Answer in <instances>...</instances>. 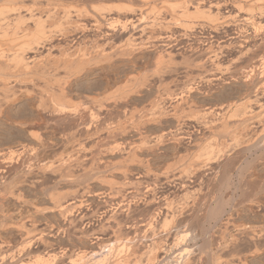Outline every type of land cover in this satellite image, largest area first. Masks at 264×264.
<instances>
[{"label": "rangeland", "instance_id": "374dc122", "mask_svg": "<svg viewBox=\"0 0 264 264\" xmlns=\"http://www.w3.org/2000/svg\"><path fill=\"white\" fill-rule=\"evenodd\" d=\"M140 1L59 2L76 25L114 18L79 49L117 55L116 68L103 61L72 80L77 116L27 118L21 91L7 110L11 121L0 118V264H264V41L252 40L264 34V0ZM197 4L221 20L181 15L180 7L191 13ZM68 35L54 36L56 56L77 51ZM182 93L184 101L167 100ZM219 94L230 97L222 103ZM107 95L96 114L86 98ZM240 103L245 111L232 116ZM206 116L209 131L193 146L154 143ZM222 123L230 130L215 136Z\"/></svg>", "mask_w": 264, "mask_h": 264}, {"label": "bare ground", "instance_id": "6f19581e", "mask_svg": "<svg viewBox=\"0 0 264 264\" xmlns=\"http://www.w3.org/2000/svg\"><path fill=\"white\" fill-rule=\"evenodd\" d=\"M35 1L36 0H33L31 2V4H28V3H26V0H3V4H0V118H3V119H5L4 121H8V122H10L11 119H10V116H9V113L7 110L9 108H11L12 103H14L15 101H17L19 99V94L22 93L21 91H23L25 94L24 96H26L28 98V100L26 99V101H27L26 106L27 107L25 106L26 108L25 107L24 108L27 110L28 107L30 106L29 110H28L29 112L26 113L27 115L24 114L27 118L28 117L32 118L31 116H33V114L36 112H37V115H39V116L40 115L57 116V115H61V114H66V115L69 114V116H71L70 114H73L74 116H77L78 115L77 109H79V107L76 109V106L74 105L75 103L72 102L73 91L70 90L72 80L74 78H76V79L77 78H82V79L85 78L86 76H88L89 72H91V70H92L91 67L95 68L98 65V63H100V62H103V61L110 62L111 68L115 67V63L117 62V61H113V60H115L116 57H118L117 55H111V56H106V57L99 55L104 60H98L101 58L98 56L95 57V56L89 55L90 53H86L85 51H83L82 48L79 49V47L84 45V43L88 40L87 35H90V33H92L93 31H96L97 33L102 34L101 33L102 28H103L102 26L106 23H107L108 27L113 26L114 23H111L112 24L111 25L110 23L108 24V21H112L114 18L99 15L98 17L94 16L93 21L90 24L84 25V23H83V25H82L81 23H78L76 25V22L74 23L71 19V16L69 14L70 12L67 10L68 8L67 9L64 8L63 6L60 5L62 3H59L61 1L64 2V0H59V1L58 0H44V2L41 4L36 3ZM154 1H157V0H142V2L146 5H148L149 3L154 2ZM142 2L140 1V3H142ZM218 7L219 6L217 5V8H216L217 11L219 10ZM173 8L176 9L177 7L175 6ZM180 8L183 9L181 15H183L185 17L204 18L212 24L217 23L219 20H221L217 16V15H219L218 12L216 13V15L212 16L210 12L201 11V8L198 7V4H197V6H195L193 8V11L191 13H190L188 7L184 6V7H180ZM127 9L129 10L128 11L129 14L131 15V13H133L132 10H130L129 8H126V11H127ZM237 9L239 11L242 10V8L240 6L237 7ZM116 10H117L116 12L121 11L118 8H116ZM110 13H111V11H110ZM78 16L76 15L75 17L77 18ZM81 18H83V17H81ZM77 19H79V18H77ZM206 20H205V22H207ZM70 28H72V31L74 29L77 32V33H75V31H73V33H75V35H73L72 37H71V34H73V33H70V36L68 35L69 33H67V31L70 30ZM133 28L136 30L138 27L133 26ZM194 28L195 27L190 26V27H187L185 31L193 32ZM139 32H140V34H143L145 32V28L144 27L140 28ZM93 34H94V32H93ZM103 34H105V33L103 32ZM254 34L255 35L252 38L253 42L256 41L257 39H259L260 41H264V34H263V37L261 36L262 38H259V32L255 31ZM55 35L61 36V39H62V37L65 38L66 35H68L69 36V37H67L68 40L71 37L70 40H71L72 44H75L78 47V49H76L77 51L73 50V51H75L74 53H73V51H72V53L71 52L68 53V50L63 49V52L59 54L60 57L58 55L56 56L53 52L57 50L59 53L60 49L58 50L59 46L57 47V45L53 44V38ZM99 35H96V36L93 35V37H95V39H96V38H98L97 36H99ZM100 36H103V35H100ZM105 36H109V35L105 34ZM247 40H249V39L247 38ZM65 45H64V48L67 46V45L66 46ZM75 45H74V47H75ZM174 49L178 50V48H174ZM187 52L191 55L196 53L195 50L191 49L190 47L188 48ZM185 53H186V51H185ZM167 54H168L170 59H173L172 57H174V55L171 53V51L167 52ZM178 54L180 55V53H178ZM128 57L129 56H127V58ZM129 58H131V56ZM189 58H190V56H188V58L186 59V62H188ZM137 59L135 58L134 61L132 60V61H130V63L133 64L134 66L138 67L137 65H139L141 62H138V61H140V59H138V61H137ZM128 62H129V60H128ZM261 65H263V64H261ZM261 70L262 71L259 73V77H262V76L264 77V67ZM60 71L63 72L62 76H60V74H59ZM253 71H255V70L249 69V72L245 77V80H249L248 83H250L251 85H254L256 83L255 80L252 79V76H254ZM147 84H148V78H147V76H143V78L140 79L139 86L143 87ZM21 86H23L24 89H20ZM84 87H85V85H84ZM100 87L101 86H91L88 89L87 88H85V89H87L90 92V90H95V89L100 90ZM191 90H192V88H188L187 92H190ZM99 93H100V95H103V93H101V92H99ZM114 93H117V92H114ZM184 95L185 94L182 93L178 97H175V96L171 97L170 96V97H167V100L174 101V102L184 101L183 100ZM109 96L107 95V96H100L98 98H86V101L96 104L97 110L95 109V113L96 112L99 113V112L104 110V107H105L104 105H106L105 103L109 99ZM120 96H122V95H120ZM216 97H215L216 100L221 99L222 103H225L230 96L225 97V96L219 94V96L216 95ZM124 98H125V96H124ZM108 102H110V101L108 100ZM115 102H116V100H115ZM117 102L119 103V98L117 99ZM78 105L79 104H77V106ZM244 105H245L244 103H240V104L236 105V108L233 111L234 113L232 116H235L236 115L235 113H237V112L243 111L245 109ZM227 106H229V105H227ZM83 109L85 110V107ZM88 109H89V107H88ZM87 110H85V111H87ZM89 112H91V110H89ZM80 113H82V112H80ZM218 115H220V114H218ZM35 117H37V116H35ZM27 118H26V120H27ZM29 121L32 122V119H29ZM227 124H228V122H227ZM227 124L222 123V126L218 129V131L215 132V136H218V134H223V135L227 134L228 129L230 128V126ZM19 135H20L19 138L16 137L19 140H20V138H22V140H24V141H25V139H27V138H24V135L23 136L21 134H19ZM39 138L34 133L33 134L30 133L28 135V139H31L34 141H36V140L38 141ZM212 141H214V140H212ZM26 142H28V141H26ZM204 149L208 150L209 147L208 148L203 147V150ZM32 151H31V153H33ZM34 156H35V154H34ZM207 157L208 158L210 157L209 153L207 154ZM209 160H211V158H209ZM2 188H3V186H2ZM4 191H5V189L3 191H0V192L4 193ZM3 193L2 194L0 193V198H1V195L3 198V196H4ZM5 197L3 200L6 201ZM19 197H21V196H19ZM13 198H11V199H13ZM17 198H18V196H17ZM18 200H21V199H18ZM0 202H1V199H0ZM1 205H3L2 202H1ZM57 209L61 213L63 211L64 207L62 208L61 206H59V207H57ZM44 241H43V243H44ZM39 264H51V263L42 262Z\"/></svg>", "mask_w": 264, "mask_h": 264}, {"label": "built area", "instance_id": "2783aa9c", "mask_svg": "<svg viewBox=\"0 0 264 264\" xmlns=\"http://www.w3.org/2000/svg\"><path fill=\"white\" fill-rule=\"evenodd\" d=\"M218 114L216 113V116H219ZM211 123L212 120L209 116L199 120L184 121L163 132L160 138H153V140L154 143L161 141L165 144L180 140L183 145L193 146L196 140L201 139L208 133Z\"/></svg>", "mask_w": 264, "mask_h": 264}]
</instances>
